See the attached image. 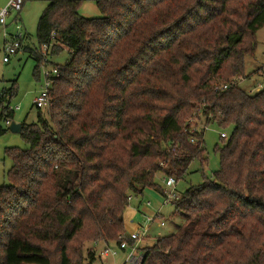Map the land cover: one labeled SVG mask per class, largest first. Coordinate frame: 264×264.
Masks as SVG:
<instances>
[{
    "label": "trees",
    "instance_id": "1",
    "mask_svg": "<svg viewBox=\"0 0 264 264\" xmlns=\"http://www.w3.org/2000/svg\"><path fill=\"white\" fill-rule=\"evenodd\" d=\"M35 1L48 2L40 50L64 45L71 58L48 116L22 124L30 148L6 150L0 264L102 258L94 246L127 235L130 196L163 194L157 174L182 179L195 159L204 170L211 124L231 130L215 146L220 167L173 203L183 222L143 248L142 264H264V88L239 85L264 0H95V18L79 12L83 0ZM40 50H30L39 81ZM15 95L16 81L0 90L5 124ZM8 131L0 123V137Z\"/></svg>",
    "mask_w": 264,
    "mask_h": 264
},
{
    "label": "rangeland",
    "instance_id": "2",
    "mask_svg": "<svg viewBox=\"0 0 264 264\" xmlns=\"http://www.w3.org/2000/svg\"><path fill=\"white\" fill-rule=\"evenodd\" d=\"M7 0H0L1 5L5 4ZM48 2L46 1H26L23 10L18 14L12 13L7 18L8 30L11 33L15 32V19H20V26L22 27L26 37L23 41L22 50L11 57L10 62H3V47L5 39L0 29V90L11 87L12 83L16 81V95L12 99V106L20 105V109L14 113V118L10 122L16 123H37L39 109L34 105V99L41 89V83L38 78V73L35 68L37 60L32 55V51L40 50L38 43V21L43 11L46 9ZM79 12L88 18H95L101 16V12L95 0H83ZM258 47L255 56L246 59V74L248 75L243 79L239 85L242 89L248 90L251 88H264V27L257 32ZM43 55V51H39ZM44 56V55H43ZM43 58V57H42ZM71 58L70 50L68 47L62 45L61 51L58 54H53L49 57L50 62L57 65H64ZM45 116H48L49 111H42ZM2 125L7 126L5 122ZM231 133L230 129H221L217 125H209L204 134V148L205 155L208 157V162L205 163L203 171L198 159H195L190 165L187 173L182 179L178 180L176 185L177 194L179 197L191 185H198L203 182L204 177L212 178L215 171L220 167V155L215 151L216 144L221 145V133ZM9 147H18L20 149H29L30 145L27 143L19 133L8 131L5 135L0 137V186L7 185L11 182L8 177V172L12 167V158L7 154L6 150ZM158 184L164 189L166 188V176L158 173L156 176ZM167 189H169L167 187ZM165 197L157 190L147 188L142 195L133 196L129 201L128 208H137V215L132 220L135 223V228L140 224L141 227L148 223V216L155 212L160 211L166 226L161 227L158 222H153L149 228V238L141 245L144 247L154 245L158 237L170 235L176 231L177 226L183 222L182 216L175 210L173 202L164 203ZM150 202L151 206L146 204ZM146 207V209H145ZM126 209V210H127ZM104 243H98L95 250L100 253L104 248ZM113 246H117L111 243ZM89 246V244H88ZM122 256L117 258V263H121ZM92 264H114L111 257L99 258L96 257Z\"/></svg>",
    "mask_w": 264,
    "mask_h": 264
},
{
    "label": "built area",
    "instance_id": "3",
    "mask_svg": "<svg viewBox=\"0 0 264 264\" xmlns=\"http://www.w3.org/2000/svg\"><path fill=\"white\" fill-rule=\"evenodd\" d=\"M23 10V0H8L7 4L0 10V29L3 33L5 39L3 47V62L8 63L11 60V57L18 54L22 50L23 41L26 37L22 27L20 26V19L17 17L14 21L15 23V32L11 33L8 30L7 18L12 13L18 14ZM52 46L53 44L43 45L41 51V63H40V83L41 89L37 93L34 99V105L38 109L50 110L53 99L51 97V90L53 88L54 81L61 76V70L57 64L50 62L49 57L52 55ZM43 57V58H42ZM224 89H227V85L223 86ZM260 88H251L248 89L249 93H254ZM10 110L16 111L20 109V105L10 106ZM8 125L10 121L6 122ZM193 132L195 129H192ZM222 138H227L228 134L226 132L221 133ZM194 142V140H192ZM178 179L174 176L166 177L165 184L166 188L164 189L163 196L165 197L164 203L173 202L175 203L180 199L177 194L176 185ZM167 187L169 189H167ZM132 200V196L129 197V201ZM147 206H151V203L148 202ZM158 222V225L161 227L166 226V221H164L163 216L160 211L155 212L151 216H148V223L137 226L136 230L132 233H127V235L120 236L121 242L113 246L111 244H105L104 248L100 251L99 256L102 258L111 257L114 260V264L117 263V258L122 256L120 264H142V261L145 257V251L141 245L142 242L148 240L149 235L148 231L153 222Z\"/></svg>",
    "mask_w": 264,
    "mask_h": 264
},
{
    "label": "crops",
    "instance_id": "4",
    "mask_svg": "<svg viewBox=\"0 0 264 264\" xmlns=\"http://www.w3.org/2000/svg\"><path fill=\"white\" fill-rule=\"evenodd\" d=\"M8 0L5 2V4L1 5V8H3L7 4ZM146 209V207H145ZM137 215V208H128L125 212V229L127 233H132L136 230L135 223L132 222V220ZM148 219V218H147ZM140 225V224H139ZM138 225V226H139Z\"/></svg>",
    "mask_w": 264,
    "mask_h": 264
},
{
    "label": "water",
    "instance_id": "5",
    "mask_svg": "<svg viewBox=\"0 0 264 264\" xmlns=\"http://www.w3.org/2000/svg\"><path fill=\"white\" fill-rule=\"evenodd\" d=\"M8 128L13 133H21L22 132V123H16L14 121L10 122Z\"/></svg>",
    "mask_w": 264,
    "mask_h": 264
}]
</instances>
